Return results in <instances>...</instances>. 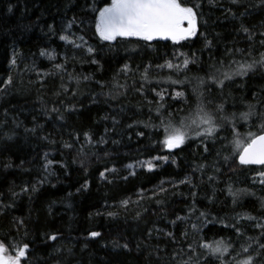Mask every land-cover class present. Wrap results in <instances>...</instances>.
Wrapping results in <instances>:
<instances>
[{"label":"trees","instance_id":"16d2710c","mask_svg":"<svg viewBox=\"0 0 264 264\" xmlns=\"http://www.w3.org/2000/svg\"><path fill=\"white\" fill-rule=\"evenodd\" d=\"M259 3L260 0H242L237 7L230 5L229 0H220L218 7H210L205 2L196 37L181 42V45L160 40L149 45L144 41L100 42L93 34V13L89 8L103 6V0H0V88H4L0 91V120L6 119L8 128L15 131L12 140H0V239L7 237L18 244L28 243L31 253L28 264H171L173 245L164 233L172 231L180 240L191 223H199L195 214L190 221H177L176 225L169 223L176 216H187L193 203L191 192L197 194L196 208L207 212L210 218L230 222L237 213L258 218L264 215L261 208L264 189L252 184V178L262 166L236 167L232 171L235 166L232 163L230 135L223 145L217 142L212 146L209 142L208 153H204L199 141H192L190 146L170 154L157 143L162 136L151 126L126 127L133 120L149 121L148 109L140 105L142 97L138 93L129 90L126 96L115 99L106 95L111 90L113 77L125 63L133 68L140 65L141 69L151 63L153 81H163L169 75L177 78L176 74L168 69H156L155 64H163L176 51L190 55L195 53L205 66L210 56L219 59L224 56L226 48L233 46L250 49L252 57L249 60L259 59L260 53L264 52L259 43L264 39L260 36L264 32V7ZM229 7L237 13L236 17L225 12ZM73 16L83 23L79 28L74 26L71 31L76 36L84 35L96 49L95 58L99 60V65L79 62L83 54L59 40L61 30ZM241 24L251 30L252 41L245 34H238ZM50 25L56 31L55 35L49 32ZM205 36L213 42L211 50L204 49ZM42 48L55 50L57 60L49 61L41 57L39 52ZM74 51H77V62L69 60L67 69L81 78L78 88L74 80L69 81L67 74L63 81L59 75H37L53 71L55 63L62 62L65 56L71 57ZM14 55L16 64L13 66L11 60ZM190 68L189 76L204 74L195 65H190ZM85 75L91 76L92 80L84 81L82 78ZM183 76L181 73L180 78L183 79ZM9 77L12 84L5 88L3 82ZM96 81L106 86L101 88ZM62 82L69 88V94L68 97L58 98L54 93L60 90ZM124 82L123 78L119 79V83ZM127 83L131 85L133 81L128 80ZM235 84L239 86L228 90L231 93L226 105L229 113L246 111V104L260 107L259 102L264 101V68L257 67L242 80L237 77ZM193 85L161 84L158 87L168 88L169 91L187 89V95ZM153 86L150 84L147 87ZM73 90L77 91L75 97L70 95ZM93 96L96 97L95 103ZM59 99H64L66 105L76 109L65 112L61 108L62 120L57 118L56 113H45L46 108L53 106V101L59 106ZM169 103L179 106L177 101L170 100ZM117 114L121 124L115 132H109V143L95 148L85 145V152H95L96 155L89 154L83 167V158L77 156L76 149L62 147V142H71L75 134L80 135V143L84 144L85 132H90L94 140H98L105 135V128L111 129V120L104 117ZM13 122L19 123L20 127L15 128ZM151 123L159 124L155 109ZM34 127L35 134L25 131ZM237 128L243 139L249 131H258L259 121L255 122V126L251 120L247 124L241 122ZM137 131H144V137H137ZM44 136L55 143L40 138ZM113 139L119 140V144H112ZM106 151L111 155L105 156ZM45 152L49 153L48 159L55 161L50 169L55 175L48 176L47 181L40 185L38 181L46 175L42 167ZM217 152L229 156V161L225 163L217 157ZM156 155H168L169 162H156L159 167L153 172L139 167L138 161H146ZM205 156L206 160L203 159ZM173 158L175 164L171 163ZM217 160L222 167V172L218 174L211 167L203 176L192 171L198 163L211 166ZM9 162L12 167L5 168L4 165ZM61 163L65 167H61ZM128 164L135 167L129 169ZM106 167L117 171L107 172V180H102L99 173ZM130 171L136 174L129 175ZM210 175H216L215 182L208 181ZM125 176L127 180L122 178ZM186 177L192 178L195 188L179 184ZM85 182L88 184L87 191L78 192L77 189ZM174 183L179 186L173 187ZM33 185L38 188L36 192L31 191ZM229 185L234 190L248 189L255 195H242L234 206L227 194ZM24 187H29L28 193H21ZM161 187L168 191L150 199ZM12 192L21 194L13 197ZM141 194L145 199H141ZM125 200L129 201L126 207L122 204ZM156 200H163V203L158 205ZM109 212L116 215L110 217ZM138 213L141 214L139 219L136 218ZM157 228L162 231H155ZM92 231L101 235L93 238L90 236ZM247 232L248 235H257L251 227ZM231 234L230 229H222L219 224H209L204 229L207 240L228 239ZM51 235H56L57 240L48 239ZM188 239L194 240L195 234L190 232ZM123 244H127L128 248L118 246Z\"/></svg>","mask_w":264,"mask_h":264},{"label":"snow or ice","instance_id":"6c2138e0","mask_svg":"<svg viewBox=\"0 0 264 264\" xmlns=\"http://www.w3.org/2000/svg\"><path fill=\"white\" fill-rule=\"evenodd\" d=\"M207 3L210 7H218L220 0H103V6L94 5L90 6L89 11L93 13L92 22L94 25V36L99 38L100 42H108L113 44L117 41H144L147 44H151L153 41H171L174 45H181L183 41H190L197 36L199 32L200 17L203 16L201 11L204 3ZM242 0H229V4L239 7ZM259 6L264 7V0H260ZM12 11L11 8L8 9ZM225 12L231 14L233 17L237 16L236 12H233L232 8L225 9ZM76 16H73L67 21L64 28L61 30L58 38L65 44L70 45L73 50H77L78 53H82L81 63H90L99 65V60L95 58L96 49L91 46L85 39L84 35L76 36L71 30L74 26L79 28L82 24ZM207 24V21H204ZM49 32L56 34L55 29L50 25ZM245 34L249 41H252L253 36L249 28L243 24L238 29V34ZM203 35V33H201ZM261 37H264V32L260 33ZM260 45L264 47V39L259 41ZM213 42L204 38V49L211 50ZM77 51H74L71 57L65 56L62 62L55 63L53 65V71L47 73H37V75L53 76L59 75L63 81L64 75L67 74L69 81L74 80L77 88L81 84V78L74 76L71 72H68L67 64L69 60L77 62ZM41 57H45L49 61H56L57 55L55 50L41 49L39 52ZM239 57V59L237 58ZM252 57V51L245 48H237L233 46L231 49H225L224 56L215 59L212 56L209 57L207 65H202L198 60L195 53L191 55L185 52L176 51L173 52L171 59H166L163 64H155L156 69H168L170 72H174L177 78H173L169 75L163 81L152 79L153 64L149 63L144 65L141 69L140 65L131 66L125 63L118 69L116 75L113 77L111 90L106 94L110 98L115 99L119 96H126L129 90H134L140 97V105L147 107L149 113V121L133 120L132 123L127 124L128 129H135L137 126L143 128L152 127L154 131L161 134L162 139L157 143L162 145L168 153H173L174 150L183 149L186 145L190 146V142L199 141V144L203 146L204 153L209 152V142L212 146H215L217 142L222 145L224 141L228 140L229 135L232 137L231 144L233 146V165L232 171H235L236 167H244L252 165L262 166L261 170L256 173V176L252 178L253 185H260L264 189V101H260L259 105L246 104V111L240 112H228L226 105L228 103L227 97L231 95L229 89L232 87H238L235 84L236 78L241 80L248 76L249 73L254 72L257 67L264 68V52L260 53L259 59L249 58ZM11 64H16L15 55L11 60ZM190 65H195L203 75L189 76L188 72L192 69ZM183 73V79L180 78V74ZM137 75L139 80H137ZM123 78L124 83H119V79ZM84 81L92 80L91 76L85 75L82 78ZM128 80H132L133 83L129 85ZM193 81L195 84L193 85ZM5 88L12 84L11 77L7 81H4ZM96 83L104 88L106 85L100 81ZM154 85L148 88V85ZM161 84L174 85H193L191 93L186 95L185 91H169L168 88L158 87ZM0 91H4V88H0ZM149 93L152 98L149 99ZM69 88L62 82L60 90L55 92L54 95L58 98L68 97ZM71 97L77 95V91L71 92ZM218 98V102H217ZM179 102V106L176 104H170L169 101ZM92 101L95 103L96 97H92ZM57 102L53 101L51 108H46L45 113H56L58 119H63L61 108L65 112L75 111L74 106H68L65 104L64 99H59ZM153 109H155V117L159 120V124L151 123ZM140 109H137L139 111ZM124 111L123 108L120 109ZM104 119L111 120V129L105 128V135L100 136L98 140H94L93 135L90 132L83 134L84 144L80 143V135L75 134L71 142H62V147L68 150L76 149L77 156L82 157L81 166H84V160L88 158V155L95 156V152H85V145L90 148H95L97 145L103 146L109 143V132H115L117 126L121 124V120L117 115L105 116ZM259 121V128L257 132L249 131L243 139H241V133L238 131L237 125L241 122L247 124L249 121ZM15 128H19L20 124L15 123ZM37 127H40L39 125ZM26 132L36 133V128L25 129ZM15 135L14 129L8 128V121L0 120V140H12ZM137 137H144V131L135 132ZM42 140L48 141V143H55L47 136L40 137ZM131 139V136H129ZM119 140H111L112 144H119ZM226 147V145H225ZM105 156L111 155L110 152H105ZM217 157L227 163L230 159L229 156L222 155V152L216 153ZM49 153L45 152L43 159L45 163L42 165L46 175L43 176L38 184L43 185L48 179V176L55 175L52 172L51 166L55 161L48 159ZM204 160L207 157H203ZM163 161L169 162L168 155H156L146 161H138V165L141 168H145L148 172H153L159 167L156 162ZM171 163L175 164L176 160L173 158ZM61 167H65L63 163ZM5 168H11L12 164L9 162L4 165ZM129 169H133L135 165L128 164ZM211 167L214 173L222 172L220 161H215L211 166L206 163H198L193 166V173L199 172L201 176L206 173V170ZM115 168H105L104 171L99 173L102 180H107V172H116ZM134 171H130L129 175H135ZM127 180L128 177H122ZM208 181L215 182L216 175L208 176ZM111 183L112 181H108ZM163 184V181L161 182ZM179 184H186L190 188H195L191 177L179 181ZM178 184H173V187H178ZM88 184L85 182L81 185V188L77 191H87ZM37 186H31V191L36 192ZM168 190L161 187L158 192H154L150 199L166 193ZM29 187L21 189V193H28ZM21 193L12 192V196L16 197ZM227 194L232 198V204L235 206L242 195L254 196L255 192L248 189H236L234 190L231 185L227 187ZM2 195V194H0ZM71 195V193L69 194ZM196 193L191 192L193 200L190 206L187 216H176L174 220L169 221L170 224L176 225L177 221L185 222L190 221L191 217L195 214L196 221L199 223H191L189 228H186L181 235V239L177 240L175 234L172 231H167L164 235L170 240L173 245V251L171 253V264H264V215L260 218L247 213H237L230 222H225L224 219L216 217H209V214L204 211H200L196 208ZM141 199H145L141 194ZM210 202H212L210 200ZM129 201H122V204L126 207ZM156 203L162 204L163 200H156ZM10 206V205H8ZM261 208L264 211V199L261 200ZM147 210V209H145ZM99 214V213H98ZM110 217H114L116 214L109 212ZM140 213L137 214V219L140 218ZM252 222V223H242ZM22 224L23 222L20 221ZM209 224H219L222 229H230L231 236L228 239H212L207 240L204 235V229ZM253 228L256 230L257 235H248L247 229ZM160 232L162 229H155ZM190 232L195 234V239L189 241ZM101 234L96 231H92L90 236L95 238ZM152 235L151 232L148 233ZM48 239L52 241L57 240L56 235H51ZM125 249L128 248L127 244L118 245ZM31 256L29 250V244H18L7 237L0 239V264H28Z\"/></svg>","mask_w":264,"mask_h":264},{"label":"water","instance_id":"95a60500","mask_svg":"<svg viewBox=\"0 0 264 264\" xmlns=\"http://www.w3.org/2000/svg\"><path fill=\"white\" fill-rule=\"evenodd\" d=\"M160 41H162V40H160ZM252 166H259V165H252Z\"/></svg>","mask_w":264,"mask_h":264}]
</instances>
